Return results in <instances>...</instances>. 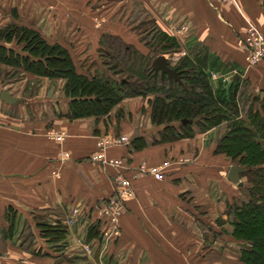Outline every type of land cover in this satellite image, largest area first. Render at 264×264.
<instances>
[{
  "label": "crops",
  "instance_id": "1",
  "mask_svg": "<svg viewBox=\"0 0 264 264\" xmlns=\"http://www.w3.org/2000/svg\"><path fill=\"white\" fill-rule=\"evenodd\" d=\"M15 1L19 24L41 32L43 27L69 33L75 29L84 35L93 30L87 0H28L36 13L24 22L22 0ZM136 1L169 35L187 30L192 34L185 41L193 48L190 59L207 73L216 96L226 97L234 81L244 84L247 94H259L264 88V63L247 69L243 47L248 24L264 35V0H234L230 6L218 0ZM5 10L0 6V28L8 23ZM107 31L117 34L118 29ZM55 42L69 51L74 64L100 48L98 39ZM13 97L17 102L12 105L0 99V264H243L241 245L231 236L233 228L225 213L240 184L228 181L234 164L215 154L210 141L217 139L219 128L192 139L160 142L150 122L148 99L123 100L101 119L70 120L66 97L62 114L52 119L10 113L19 104ZM59 129L69 134L62 146L45 137L47 131ZM118 136H127L130 143L134 137H144L146 145L107 148L105 159H125L131 170L142 164L159 168L163 178L136 180L135 197L125 202L118 238L103 249L102 242L100 247L85 241L83 216L112 196L116 169L93 163L90 157L99 140ZM75 207L78 218L69 226ZM42 222L64 225L65 237L47 243L38 229ZM23 232L31 233L32 242H23Z\"/></svg>",
  "mask_w": 264,
  "mask_h": 264
},
{
  "label": "trees",
  "instance_id": "2",
  "mask_svg": "<svg viewBox=\"0 0 264 264\" xmlns=\"http://www.w3.org/2000/svg\"><path fill=\"white\" fill-rule=\"evenodd\" d=\"M132 28L142 31L141 42L147 54L117 36H104L102 44L106 48H102L100 57L111 74L110 80L78 73L65 47L48 41L33 27L16 23L0 28V65L11 68L13 74L63 80L70 120L101 119L123 100L142 98L148 99L150 122L160 142L192 139L220 127L222 133L214 153L243 168L239 194L225 212L233 228L231 236L241 245L239 258L243 264H264V88L259 94H247L245 85L234 81L226 97L216 96L207 73L189 57H182L173 66L180 73V82L154 76L152 60L179 50L181 45L150 15ZM130 145L137 149L146 142L139 136ZM99 207L83 217L85 241L101 247L105 222L97 217ZM38 229L47 243L61 241L67 232L64 225L45 222L38 224ZM32 237L23 232V242H32Z\"/></svg>",
  "mask_w": 264,
  "mask_h": 264
},
{
  "label": "rangeland",
  "instance_id": "3",
  "mask_svg": "<svg viewBox=\"0 0 264 264\" xmlns=\"http://www.w3.org/2000/svg\"><path fill=\"white\" fill-rule=\"evenodd\" d=\"M122 1L123 0H118V4H116L113 0H87L85 1L84 4L87 8L86 9L87 13L88 12L90 13V19L88 17H84V18L89 19V22L93 26V30L87 31L85 35L81 33L80 31L79 32L76 31L77 32L76 33L74 31L75 29L73 30V32L69 33L61 29L60 27L58 28L54 27L53 30H49L48 27H43V32H41L37 28L35 29L38 30L39 33L44 38H46L48 41H51V42H55L56 40L57 41L63 40L67 43H72L74 40H79V39H83V40H91V39L97 40L98 39L100 48H98L94 52L93 50H91L93 52L92 53L93 56L91 58L87 57L79 62L75 60L76 61L75 62L76 71L81 72L82 74L87 75L89 77L95 75L102 79L110 80L111 74L110 72H107V70L101 64V57H100V53L103 50L102 48L104 49L106 48L105 45L102 44V38L104 36H108V35L117 36L123 41H125V43H128V42L132 43L130 45L135 47L140 53L147 54L146 47H144V43L141 42L140 36L142 34V31H139V29H136V30H131V29H133L132 27L139 25V23L144 21L146 17L149 16L150 14L146 13L144 10L145 8L142 7L141 3L137 2L136 0H131L128 2V4L127 3L124 4V6L121 4ZM30 3L31 2H29L28 0L21 1L22 11L26 10V12H23L20 18L22 22H24L27 19L35 18L34 14L36 13V11H34V13L32 12V8L34 7ZM111 3L113 4V6H115L113 7V9L110 7L112 10L108 6ZM219 3L222 5H229V4L222 3L220 1ZM2 5L6 9L5 14L7 16L8 24L9 23L19 24L18 22L19 18L16 15V9H15L16 1L15 0H5V1L0 0V6ZM24 13H27V14L24 15ZM58 22L60 21H57V23ZM25 24L30 25L31 23L25 22ZM21 25H24V24H21ZM42 25H45V23H42ZM110 28L114 30L118 29L117 34L111 31L108 32L107 30ZM146 28L149 29L150 26ZM180 30H183L182 26L179 28V31ZM172 35L179 41L181 48L175 52H169L167 54H164L163 56L170 58L172 62L176 60L174 62L176 65L182 57L190 58V56L192 55L193 53L192 46L189 45V43L185 42L187 40L192 39V34H190V32L187 30V31H182V32L173 31ZM13 73L14 72L11 68L0 65V91L7 90L13 96L19 99V104L15 106V110L13 111L10 110L11 111L10 113L17 111L22 116H26L29 118H35V119L37 118L38 119H43V118L52 119V118L60 117V115L62 114L61 105L65 99L64 92H63V85H64L63 80H49L45 78H37L31 74H25V73L13 74ZM116 114L119 115L118 112L116 113L115 111L114 115ZM218 131L220 133L219 132L217 133H219V136H220V134L222 133L220 127ZM68 136L69 134L66 131L60 130V129L54 130V131L49 130L45 133L46 139H49L57 143L59 146H62L63 143H65L66 139H68ZM219 136L217 137V139L210 140L212 141V145L215 146V148H216V142H218L219 140L218 139ZM60 152L62 154H67L66 151L60 150ZM239 184H240L239 186L241 187V185L243 184L242 180H240Z\"/></svg>",
  "mask_w": 264,
  "mask_h": 264
},
{
  "label": "built area",
  "instance_id": "4",
  "mask_svg": "<svg viewBox=\"0 0 264 264\" xmlns=\"http://www.w3.org/2000/svg\"><path fill=\"white\" fill-rule=\"evenodd\" d=\"M219 1L229 5L234 2L233 0ZM243 47L246 52L244 60L247 69L264 63V35L254 25H247L243 37ZM167 60L170 67L175 65V59L174 62L170 58H167ZM211 76L214 77V75ZM129 143L127 136H119L111 140L101 139L96 145L98 151L90 157L93 163L116 169L111 179L113 194L97 210V217L105 222V228L100 237L103 249H106L108 243L119 235V222L125 211V202L135 197L134 183L136 180L147 176H151L158 181L163 178L159 168H147L142 164L137 169L131 170L125 159H105L103 154L105 149L113 146H124ZM63 156L65 159L69 158L68 154H63ZM78 214L79 207H75L72 210L70 219L67 221L69 226L76 222ZM84 250L89 253L90 247L86 245Z\"/></svg>",
  "mask_w": 264,
  "mask_h": 264
},
{
  "label": "water",
  "instance_id": "5",
  "mask_svg": "<svg viewBox=\"0 0 264 264\" xmlns=\"http://www.w3.org/2000/svg\"><path fill=\"white\" fill-rule=\"evenodd\" d=\"M151 69L154 72V76L159 74L160 78H167L168 81L180 82V73L176 67H170L168 60L165 56H156L151 62ZM0 99L7 105H12L17 102L9 92L2 91ZM243 172V168L237 165H232L228 171L227 179L233 184H238L240 181V174Z\"/></svg>",
  "mask_w": 264,
  "mask_h": 264
}]
</instances>
